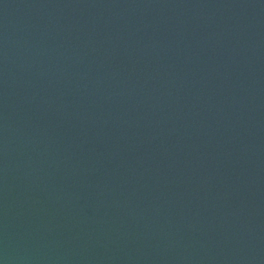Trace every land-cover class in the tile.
I'll return each instance as SVG.
<instances>
[{
	"label": "water",
	"instance_id": "1",
	"mask_svg": "<svg viewBox=\"0 0 264 264\" xmlns=\"http://www.w3.org/2000/svg\"><path fill=\"white\" fill-rule=\"evenodd\" d=\"M0 264H264V0H0Z\"/></svg>",
	"mask_w": 264,
	"mask_h": 264
}]
</instances>
